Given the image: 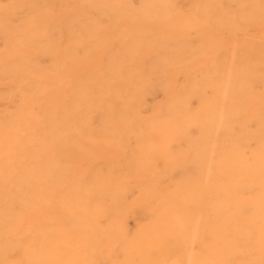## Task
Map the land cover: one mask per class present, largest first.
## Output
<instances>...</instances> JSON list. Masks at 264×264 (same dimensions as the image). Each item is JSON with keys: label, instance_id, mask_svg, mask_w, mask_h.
<instances>
[{"label": "bare ground", "instance_id": "bare-ground-1", "mask_svg": "<svg viewBox=\"0 0 264 264\" xmlns=\"http://www.w3.org/2000/svg\"><path fill=\"white\" fill-rule=\"evenodd\" d=\"M10 1L0 264H166L158 187L264 185V0H66L64 22ZM245 228L214 255L202 228L182 235L187 264H234L245 242L264 264V232Z\"/></svg>", "mask_w": 264, "mask_h": 264}, {"label": "rangeland", "instance_id": "rangeland-1", "mask_svg": "<svg viewBox=\"0 0 264 264\" xmlns=\"http://www.w3.org/2000/svg\"><path fill=\"white\" fill-rule=\"evenodd\" d=\"M45 1H47L49 4L41 14L46 22H50L53 19H57L60 22H64V17L69 18V15H71L72 10L70 6L67 5L68 3L66 2V0H45ZM26 2L28 4H33L36 2V0H27ZM10 3H11L10 0H0V7H4V5L8 6ZM155 3L161 7L165 6L164 0H158ZM21 20H23V18H21L20 16L17 15H14V17L12 15L7 16L2 10L0 11V21L2 22H20ZM233 186L234 185L224 186L218 184L216 185L209 184V186L208 185H163L158 187V189L165 191L163 194L164 197L166 198L163 199L162 201L166 203L165 209L167 208L168 214L170 215L169 220L166 222V225L170 227L171 232L174 231L177 232V234L171 233V240H169V243L170 241L176 239L177 241L179 240L178 242L173 241L172 244H169V246H167L164 257L165 260L164 262H166V264H171L170 262L172 261L174 256L178 257L177 259L179 264H187L190 254L183 248L185 242L181 239V236L184 234L191 235L194 234V232H200L201 228L203 229V234H202L203 238L206 240L205 241L206 244L204 245L206 249L204 248V250L210 252V254H213V249H215L213 247L219 241L227 242L229 245H232L233 236H234V233L232 232L240 229L242 226H246L245 229L246 231H248L247 233L250 235L253 234L256 235V233L258 232H264V217L258 216L260 210L264 211V199H262V201H259L261 200L262 196L264 197V190H263L264 185H260V186L254 185V187H252L251 185L250 186L247 185L249 188H247V186L245 185H241L243 186V188H240V185L238 186L239 188ZM207 188L210 189L207 190ZM188 190H196V191L202 190L203 192H196L189 194L186 192ZM218 190L219 191L223 190L224 191L223 194L219 193ZM199 194L200 196H198ZM224 195L225 197L227 196V198H225ZM236 198L237 200L239 199L240 200L235 201ZM198 200H200L199 206H197V204L199 203ZM124 201L127 203L133 201V195L132 194L128 195V197H126ZM175 201L178 204H176ZM257 202L259 204L258 206H257ZM156 203L157 200L155 199V204ZM242 203L244 204V208ZM218 204H220L221 206ZM214 205L216 206L213 209V207L211 206ZM262 205H263L262 207L263 209L261 208ZM249 206L251 207V209ZM173 215L177 217L179 220L176 228L172 227ZM215 226H219V227L216 228ZM213 229L216 231L215 234H211V232H213ZM153 231L155 232V226L153 228ZM176 244L179 248L176 246ZM239 250H240V255L234 257L233 258L234 261L232 260L234 264H262L260 263V261L252 257L251 244H248L246 242L240 243ZM214 254L216 253L214 252ZM98 261H100V258L98 259Z\"/></svg>", "mask_w": 264, "mask_h": 264}]
</instances>
